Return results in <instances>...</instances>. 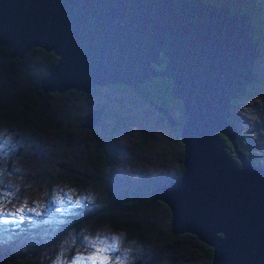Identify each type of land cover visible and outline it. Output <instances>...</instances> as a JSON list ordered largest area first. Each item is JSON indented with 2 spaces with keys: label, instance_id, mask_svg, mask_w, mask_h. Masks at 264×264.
Returning a JSON list of instances; mask_svg holds the SVG:
<instances>
[{
  "label": "water",
  "instance_id": "95a60500",
  "mask_svg": "<svg viewBox=\"0 0 264 264\" xmlns=\"http://www.w3.org/2000/svg\"><path fill=\"white\" fill-rule=\"evenodd\" d=\"M35 47L57 58L37 92L130 91L164 78L177 101L179 176L153 186L148 201L166 210L168 238L191 235L211 249L207 264H264V168L236 149L228 119L231 101L257 77L246 15L201 0H0L7 60ZM102 111L89 110L80 127L91 130ZM157 111L176 125L166 108ZM16 252H0V264L27 253Z\"/></svg>",
  "mask_w": 264,
  "mask_h": 264
},
{
  "label": "rangeland",
  "instance_id": "374dc122",
  "mask_svg": "<svg viewBox=\"0 0 264 264\" xmlns=\"http://www.w3.org/2000/svg\"><path fill=\"white\" fill-rule=\"evenodd\" d=\"M222 2L235 10L250 3L260 6L254 19L261 29L258 44L264 49V0L213 3ZM24 55L25 64L19 66L22 77L19 71L12 75L0 72V252H27L23 264H153L151 260L159 261L156 264H206L203 243L191 241V235L168 238L166 210L145 201V187L172 180L179 165L173 131L163 125L157 112L139 105L131 89L98 87L89 96L66 91L59 99L47 95L36 104L42 107L43 117L56 121L63 109L67 111L63 121L70 126L86 110L105 104L94 135L74 132L68 147H55L52 133L39 128L24 108H15L9 118L1 116L3 103L15 100L21 88L30 91V83L45 71L39 48ZM255 66L261 81L250 98L239 97L234 102L235 117L228 119L253 134V156L264 167V55L256 58ZM170 105L176 116L177 107ZM100 151L107 156L104 167L94 161ZM104 192L108 204L102 201ZM132 192L140 202L134 210L110 208L111 198L127 202L125 196ZM94 206L98 211L90 220L58 234L57 225L67 215L73 217Z\"/></svg>",
  "mask_w": 264,
  "mask_h": 264
},
{
  "label": "trees",
  "instance_id": "16d2710c",
  "mask_svg": "<svg viewBox=\"0 0 264 264\" xmlns=\"http://www.w3.org/2000/svg\"><path fill=\"white\" fill-rule=\"evenodd\" d=\"M205 3H212L215 0H201ZM218 6H225L228 8L229 12L231 14L233 13H239V14H244L248 17L249 19V23H250V27L252 28V33H253V41L256 42L257 44V50H259L260 52V56L262 57L264 55V49H262L260 47V45L258 44V40H259V36L258 33L261 31L259 27V25L257 24V22L255 21V15L254 13L259 11L260 6L257 7V4L254 5V3H250L246 6H242L241 9H231L229 8L225 2H222L221 4H218ZM258 8V10L254 11V9ZM38 48H32L30 49L24 56L26 55H30L32 53H34ZM40 50V48H39ZM8 49H3L0 48V72L3 71L5 74L7 75H12L14 72L19 71V66L22 64L24 66V59L23 57L17 58V59H12V60H7V56H8ZM262 52V55H261ZM42 55L44 56V63H43V68L45 69V71L43 73H41L40 75L36 76V80L33 83H30V91H24L25 88H21V90L19 91V96L13 100V101H9V102H5L3 103V105L1 106V111L3 112L1 116H8L7 118H9V116H11L12 112L14 111L15 108L20 107V108H24L23 112L26 116H28L29 118H31L33 121H35L38 125L39 128L44 129V132H51L52 136H53V142L55 147H57L58 145L60 147H68L69 144L71 142H69V137L71 133L74 132H87V134H93L94 135V128L97 126H94L91 130H87L84 128H81L80 125L83 123L82 118L86 115V113L88 112V110H86L81 116H79L78 118H76V122L74 125L70 126L69 124H67V122L63 121L67 118V111L61 109V117L58 118V120L54 121L52 120V122H50L48 119H45L43 117L44 113L42 110V107H37L36 104L40 103V101L45 98L47 95L50 97H53L54 99H59L62 98L61 94H58L56 92H52V93H43V92H37L35 85L38 84V80L40 78V76H43V74L45 75L48 70L56 63L57 58H51L50 52L49 51H45L42 53ZM7 60V61H6ZM23 71L20 69V71L17 73L21 76V73ZM16 74V75H17ZM39 77V78H38ZM157 79L151 80V81H147L144 83L145 86V100L148 101L151 105V108H153L154 112H157L158 117L160 120H163L166 125V120L163 118V116L157 111V108H166L168 109V107L170 108V110L172 109L170 104H173L177 107V101L170 99L169 98V89L170 86L167 84V82L165 81L164 78H160V77H155ZM23 79V78H22ZM262 79V76L258 73L256 79L251 82L249 85L246 86L245 91L239 96L241 97L240 99H248L252 96L253 89L255 84L257 82H260ZM141 85V84H140ZM108 88L114 87V86H107ZM115 87L119 88L120 86H116ZM98 88H90L89 92L84 94V96H89L90 94L93 95V93H95L97 91ZM137 89H139V85L137 87ZM124 90V89H123ZM68 92V91H67ZM72 95H79L76 93H72V92H68ZM32 95L31 99H29V96ZM176 101V102H175ZM231 102H236V100H232ZM66 104V102H64ZM99 104H97L94 108L98 107ZM69 106V105H68ZM100 106V105H99ZM172 111V110H171ZM53 112H51L50 114V118H52ZM231 115L230 117H235V114L233 112V110H230ZM172 114L173 111L171 112ZM230 121V120H229ZM231 124L237 129V140H236V149L239 150L243 157L250 161L252 164L254 165H260L257 161L256 158L253 156L254 153V137L253 134H250V132H244L242 131L238 126H236L232 121H230ZM168 126V125H167ZM175 127V126H174ZM173 132L175 131L176 133H178V127H176L175 129H171ZM114 134L111 133V138ZM219 138L221 139V141L224 143V152L227 155H230V153H233V149L231 147V144L229 143V141H227V139L222 135V134H218ZM111 138L109 140H111ZM174 141L175 143L178 145V136L174 135ZM179 147V146H178ZM102 151L97 152V158L94 159L95 163L97 165H99L100 167H104L107 164V156L105 155V153H101ZM233 156V155H232ZM234 162L238 163L236 157H234ZM76 164H78V162H75ZM57 167H61V164L57 165ZM177 176H179V165L174 173V175L172 176L171 179L176 178ZM157 185V184H156ZM155 186V185H154ZM153 187V185H149V187H145L144 192L149 193L150 189ZM147 198L145 199V201H148V196H146ZM104 203L108 204V195L106 192H104L102 194L101 197ZM127 202L125 201H121L120 199H112L114 200V203L110 205V208L113 209L115 208H121V209H130V210H134L135 207L134 206H139L140 202L138 203V199L137 196L132 192V194H128L127 196H125ZM125 204H124V203ZM154 204L160 205L158 201H149L148 205H150V207ZM81 209V208H79ZM83 211L82 214L73 216L72 215H67L65 220H62L61 224L57 225L58 227V234L63 233L64 231L68 230V229H72L75 230L76 228H78L80 225H82L83 223L87 222L88 220H90L93 216H95L97 214V208L94 206L91 209H81ZM167 213V212H166ZM149 223H150V219H149ZM143 225L146 226V221H143ZM151 225V223H150ZM203 245V244H202ZM6 250V249H5ZM35 250V249H34ZM31 250V251H34ZM204 251L206 252L204 254L205 259H206V264L208 263L209 260V256H210V252L211 249H204ZM17 253V252H15ZM24 259H22V257H16L14 259H12V264H23ZM153 262V264L158 263L159 261L157 260H151Z\"/></svg>",
  "mask_w": 264,
  "mask_h": 264
},
{
  "label": "flooded vegetation",
  "instance_id": "af4514ba",
  "mask_svg": "<svg viewBox=\"0 0 264 264\" xmlns=\"http://www.w3.org/2000/svg\"><path fill=\"white\" fill-rule=\"evenodd\" d=\"M163 66V63H161V65H160V67H162ZM258 74V73H257ZM145 83V82H144ZM144 83H141V85L140 84H138L139 85V89H137V90H132V94L134 95V97H135V100L136 101H138L140 104L139 105H142V104H146L148 107H150L151 108V105H150V103L148 102V101H146L145 100V86H144ZM116 86H118V85H116ZM111 88H116L115 87V85H114V87H111ZM118 88V87H117ZM118 89H120V90H123L124 88H122V87H119ZM124 90H126V89H124ZM128 91V90H127ZM84 94H86V93H84ZM238 99V98H237ZM237 99H235V100H237ZM176 102V101H175ZM99 105H102V107H103V111H102V114H101V118L99 119V121L103 118V115H104V109H105V104H102V103H98ZM232 104H233V102H232ZM98 105V106H99ZM94 108V107H93ZM92 108V109H93ZM89 110H91V109H89ZM88 110V111H89ZM167 111H168V113L173 117V120L176 122V125H175V127L173 126V127H169V129L171 130V129H175L176 127H178V118H177V115L176 116H174L171 112L173 111V109H172V111L170 110V108L168 107V109H167ZM159 117H160V115H159ZM160 120V119H159ZM99 121H98V123H99ZM162 123L164 122L163 120H160ZM163 125H165V126H167L165 123H163ZM87 133V132H86ZM112 134H114V133H112ZM173 134L174 135H177L178 136V133H176L175 131L173 132ZM236 140H237V138H235V143H236ZM237 147V146H236ZM234 153V152H233ZM233 155V156H232ZM241 155H242V153H241ZM230 156H231V158L234 160V157H235V154H232V153H230ZM242 157H243V155H242ZM248 161V160H247ZM248 162H250V161H248ZM251 163V162H250ZM252 164V163H251ZM257 166H260V165H257ZM264 168V167H263ZM173 180V179H172ZM147 187V186H146Z\"/></svg>",
  "mask_w": 264,
  "mask_h": 264
},
{
  "label": "snow or ice",
  "instance_id": "6c2138e0",
  "mask_svg": "<svg viewBox=\"0 0 264 264\" xmlns=\"http://www.w3.org/2000/svg\"><path fill=\"white\" fill-rule=\"evenodd\" d=\"M101 251H103V250L101 249ZM92 259H93V260H96V259H101V260H103V259H106V258H104V257H92Z\"/></svg>",
  "mask_w": 264,
  "mask_h": 264
},
{
  "label": "clouds",
  "instance_id": "9594fccd",
  "mask_svg": "<svg viewBox=\"0 0 264 264\" xmlns=\"http://www.w3.org/2000/svg\"><path fill=\"white\" fill-rule=\"evenodd\" d=\"M117 239V247H118V243H119V237L116 238ZM125 264H128V262L126 261Z\"/></svg>",
  "mask_w": 264,
  "mask_h": 264
}]
</instances>
